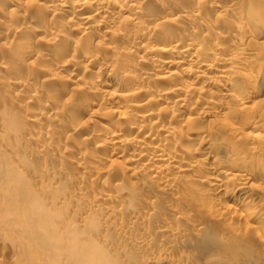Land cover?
Returning <instances> with one entry per match:
<instances>
[{"label":"bare ground","instance_id":"1","mask_svg":"<svg viewBox=\"0 0 264 264\" xmlns=\"http://www.w3.org/2000/svg\"><path fill=\"white\" fill-rule=\"evenodd\" d=\"M0 264H264V0H0Z\"/></svg>","mask_w":264,"mask_h":264}]
</instances>
